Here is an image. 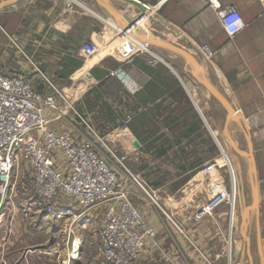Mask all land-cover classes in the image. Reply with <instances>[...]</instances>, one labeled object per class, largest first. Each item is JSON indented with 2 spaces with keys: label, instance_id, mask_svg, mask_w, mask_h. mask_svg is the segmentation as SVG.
Returning <instances> with one entry per match:
<instances>
[{
  "label": "crops",
  "instance_id": "crops-1",
  "mask_svg": "<svg viewBox=\"0 0 264 264\" xmlns=\"http://www.w3.org/2000/svg\"><path fill=\"white\" fill-rule=\"evenodd\" d=\"M7 1L0 0V72L30 80L40 98L51 95L67 101L69 94L73 103H68L66 110L71 108L81 117L78 116L80 121L85 120L99 134L116 137L119 132L130 141L143 140L144 160L148 162L144 164V172L148 177L154 171L149 157L166 155V150L157 148L155 151L162 140L174 137L188 141V148L194 154L203 152L204 162L208 164L212 159L217 125H222L221 139L228 146L230 140L240 139L242 134L246 148L239 150L248 152L245 129L252 145L257 188V206L249 211L245 229L247 256L251 264L250 246L255 241L259 264H264V12L260 1L214 0L221 8L234 6L242 16L244 27L232 37L223 30L218 9L210 6L209 0H164L157 9L152 6L159 0H105L118 17L98 0H79L81 6L71 8L65 6L68 0ZM135 2L144 5V11ZM141 12L143 20L136 15ZM137 18L141 21L135 22ZM131 21L135 24L130 26ZM125 28L188 50L201 67L202 73L196 74H203L226 98L241 116V126L227 117L224 107L180 56L149 43L146 44L159 58L134 54L138 47L124 34ZM108 42H111L109 48L104 47ZM85 43L97 44L99 50L104 47L107 52L98 51L94 56L85 57L81 51ZM203 46L212 56H208ZM180 61L186 65L184 75ZM57 104L45 111V116L51 120L49 126L57 131L71 128L76 123L72 122L75 116L65 114L59 100ZM55 114L60 115L59 120L54 119ZM128 115L132 120L126 123ZM61 161L58 156L60 166ZM188 172L194 173L188 185L195 194L189 198L187 218L206 199L208 188L207 178L206 181L199 179L198 166L191 164ZM247 176L249 197H245L244 208L252 200L249 173ZM153 186L150 188L162 190L170 184L156 182ZM242 193L244 196V191ZM158 195L173 208L170 195L161 192ZM243 205L239 207V218ZM29 207H32L31 202H28ZM218 212L219 223L223 225L227 220L226 206L220 207ZM8 217L16 220L15 215ZM145 217L146 222L155 227L160 247L170 250L175 257L173 250L174 246L178 247V232L155 208ZM251 227L254 239L249 235ZM193 230H201L206 236L222 234V227L217 230L207 221ZM147 251L141 254L139 262L150 263V255L157 253ZM74 253L75 250L72 256Z\"/></svg>",
  "mask_w": 264,
  "mask_h": 264
},
{
  "label": "rangeland",
  "instance_id": "rangeland-1",
  "mask_svg": "<svg viewBox=\"0 0 264 264\" xmlns=\"http://www.w3.org/2000/svg\"><path fill=\"white\" fill-rule=\"evenodd\" d=\"M136 15L143 20L144 13L141 12ZM139 18L138 22L141 21ZM118 36L123 39L120 34ZM109 38V35H107L106 40ZM106 45L104 44V47L109 48L111 42H108ZM104 47L100 50L98 48L99 53L107 52V49ZM134 54L144 55L140 51ZM180 64L182 75H184L186 65L183 64V61H180ZM63 96H65V99L68 98L67 101L57 96L56 105H58L57 100H59L61 107L64 106L66 110L68 103H73L70 102L73 99L71 100L69 94H67V98L66 95ZM198 110L204 117L202 110L200 108ZM59 113H62V111ZM65 114L75 116L76 119L72 122H76L77 124L75 123V125L78 128L83 127L82 121H80L78 115L74 114L71 108H69V111L66 110ZM56 118H60V115H56L54 119ZM46 119L51 122L50 118L46 117ZM221 127L222 125L219 124L217 125V129L215 128L217 130L216 138L218 137L217 139L224 152H222L221 147L214 138L212 159L208 164L204 162L203 152H196L194 154L188 148V141L183 142L173 137L169 140H162L159 143L160 145H156L155 151L158 148L167 152L166 155L160 158L149 157V163L154 169L149 177L144 172V164H148V162L145 163L146 161L144 160L143 140L130 141L121 136L119 132H116L115 137V135L112 136L111 134L104 136L96 131L103 139L104 145H106L104 146L99 142L108 161H117L109 151L111 150L121 160L122 164L154 194L158 201L159 206L152 203L149 196L144 194L134 181L127 184L132 202L140 210L145 222V216L150 214L151 210L155 208L164 220L171 224L179 234L177 237L179 239V242L177 241L178 247L174 246L175 257H173L172 253L169 252L170 250L160 247L156 239L157 231L151 225L154 228L155 236L146 240L143 252L147 249V252L155 250L157 253L150 255L152 257L150 263L139 262L141 258L140 254L139 258L131 264H250L247 256V245L239 232V223L241 221V217L239 218V207L245 203V197H249L247 190V187H249L247 164L244 158L239 157L235 153V149L246 148V142L243 135L240 134V139H232L233 145L230 143L229 146L226 145V142L221 139ZM52 128L55 129V127ZM229 159L233 164L232 166L236 175L235 181L237 187L235 191L237 198L235 199V203L231 195L233 179L229 169ZM21 164L23 163L19 162L16 168H14L11 174L9 189L4 196L3 203L0 204V215L2 214L0 219V264H109L99 254L98 227L102 208L93 207L84 211L80 219L74 221L72 214L64 213L63 211L58 212L61 209L60 207H57V210L53 213L46 212L35 195L32 192L25 191L24 185L30 173L24 164ZM191 164L198 166L200 180L206 181L205 178L208 180L206 182L208 184L207 197L203 203L197 204L199 206L195 211H198L203 206H209L208 203L210 200H213L214 191L220 187L223 191L222 194H224L223 197H219L216 203L211 206V215L206 214L197 222L192 221L195 211L190 217H185L187 213H190L188 202L191 200L189 201V198L195 194V191L190 190L188 185L191 176L194 175V173L188 172ZM117 165L119 166L118 163ZM210 165H215L214 171L210 174H204V168ZM156 182L159 184L160 182L161 184H170V186L162 190L158 188L151 189L154 187L153 185H156ZM242 191H244V196ZM160 192L163 195L168 194L171 196L174 203L173 208L176 209L165 203V198L163 199L162 196L158 195ZM247 193L248 195H246ZM1 198L2 195L0 194V201ZM28 202H31L32 207L28 208ZM222 206H226L227 209V220L223 222V225L219 223L218 217L220 216H217L219 213L218 209ZM80 211L76 209L72 213L77 214ZM231 211H234L235 214L233 223ZM9 214L11 216L15 215L16 220H10ZM166 215L172 216L171 218L181 227L182 232L174 226ZM204 221H207V224H211L217 230H220V227H222L221 236L219 237L215 233L206 236V233L201 230H193L194 227L198 228L200 223ZM249 235L254 239L255 232L253 227L249 229ZM213 236L214 238H212ZM229 240L231 241L229 242ZM76 242L77 245L75 246ZM74 250L75 256H72ZM160 251L168 254L169 258H166ZM250 257L252 260L251 264H259L255 241L250 246ZM163 260L168 263H165Z\"/></svg>",
  "mask_w": 264,
  "mask_h": 264
},
{
  "label": "built area",
  "instance_id": "built-area-1",
  "mask_svg": "<svg viewBox=\"0 0 264 264\" xmlns=\"http://www.w3.org/2000/svg\"><path fill=\"white\" fill-rule=\"evenodd\" d=\"M163 1L159 0L152 8H159ZM259 1L264 12V0ZM209 4L216 6L214 0H209ZM73 5L80 7L81 2L68 0L65 4L66 8ZM216 8L220 24L229 37L242 30L244 22L234 6ZM81 51L85 57L94 56L98 45L85 43ZM138 51L159 58L149 44L144 43V49L139 47L135 53ZM204 51L212 56L206 46ZM54 106L56 98L51 95L40 98L30 80L0 72V204L9 189L14 168L22 162L30 173L24 189L35 195L46 212L53 213L60 207L58 212L72 214L74 221L80 219L84 211L101 207L98 227L101 258L109 264H131L143 253L146 240L154 238L155 231L132 202L127 184L134 181L152 203L159 206L158 201L111 150L118 162L108 161L100 146V143L104 145L103 139L85 120H82V128L72 125L60 131L52 129L45 111ZM130 121L131 116H128L125 122ZM58 156L62 159L61 166ZM214 167L204 168V174H210ZM222 192L221 187L215 190L209 206L195 211L192 221L211 215V206L224 196ZM76 209L81 211L72 213ZM167 217L182 232L172 216ZM160 252L169 258L168 254Z\"/></svg>",
  "mask_w": 264,
  "mask_h": 264
},
{
  "label": "water",
  "instance_id": "water-1",
  "mask_svg": "<svg viewBox=\"0 0 264 264\" xmlns=\"http://www.w3.org/2000/svg\"><path fill=\"white\" fill-rule=\"evenodd\" d=\"M12 1H14V0H9L7 2H12ZM98 1L102 4V6L108 12H110L113 16L118 17V13L115 12L107 4V2L105 0H98ZM135 3H136V5H138L141 8L142 11H144V5L138 4L137 2H135ZM137 20H138V18L136 19L135 22H137ZM135 22L131 21L130 26L134 25ZM123 25H125V22H123L122 26ZM136 31H137V35H135L134 38H136V40H138L139 42L149 43L150 45L154 44V45L161 46V47H163L167 50H170L171 52L177 54L178 56H180L186 62V64L190 67V71H192V73L196 76V78L212 94V96H214V98H216L220 102V104L224 107V109L227 113V117L231 120L235 119V122H237L238 125L241 126V124H240L241 116L234 110V108L226 100V98L219 92V90L216 87H214L203 76V74L201 76H199V74H196V72L202 73V70H201L200 65L197 64L196 60L194 59V57L192 56V54L188 50H186L182 47H179L177 45H174L170 42L164 41V40H158V39L149 38V37L147 38L139 30H136ZM244 132H245V136H246V140H247L248 152H244V151L239 150V149H235V152L246 158L247 165H248V173L250 175V192H251V199L252 200H251V204L243 209L242 214H241V222H240V232H241L242 236L244 238H246V240H247V237L245 235V228L247 225V219H248L249 211L256 209V206H257V188H256V181H255L254 160H253V156H252V145H251L249 135L247 134L245 129H244ZM230 144L233 145L232 140H230Z\"/></svg>",
  "mask_w": 264,
  "mask_h": 264
},
{
  "label": "bare ground",
  "instance_id": "bare-ground-1",
  "mask_svg": "<svg viewBox=\"0 0 264 264\" xmlns=\"http://www.w3.org/2000/svg\"><path fill=\"white\" fill-rule=\"evenodd\" d=\"M125 31H126V33H124L125 35H127V37L128 38H130L131 40H132V42L139 48H143L144 49V43H142V42H139L138 40H136V38H134L135 37V35H137V34H135V33H133V32H131L130 30H128V29H126L125 28ZM143 44V45H142ZM214 138L217 140V138L214 136ZM217 141H219V140H217ZM218 143V142H217ZM230 160V159H229ZM229 160H228V163H229ZM230 165H231V169H230V172H231V175L233 176V187H232V198H233V201H234V203H235V199L237 198L236 196V191H235V189H236V187H237V183H236V181H235V178H236V175H235V171H234V167L232 166L233 164H232V162L230 161ZM234 182H235V184H234ZM236 185V186H235ZM233 203V204H234ZM247 207V206H246ZM231 219H232V223L234 222V219H235V214H234V211L232 212L231 211ZM248 220L249 219H247V223H248ZM247 226V225H246ZM231 227H232V224H231ZM246 229V228H245ZM244 240V242H245V244L247 245V242H248V240H246V238H244L243 239ZM231 240H229V242H230ZM77 245V242H76V244H75V246ZM75 254V253H74ZM75 256V255H74ZM69 262V261H68Z\"/></svg>",
  "mask_w": 264,
  "mask_h": 264
}]
</instances>
